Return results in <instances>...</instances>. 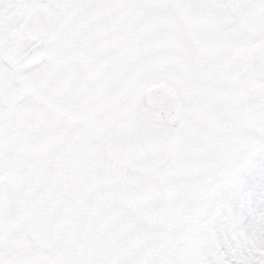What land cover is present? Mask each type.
I'll list each match as a JSON object with an SVG mask.
<instances>
[{
	"label": "snow or ice",
	"instance_id": "obj_1",
	"mask_svg": "<svg viewBox=\"0 0 264 264\" xmlns=\"http://www.w3.org/2000/svg\"><path fill=\"white\" fill-rule=\"evenodd\" d=\"M0 264H264V0H0Z\"/></svg>",
	"mask_w": 264,
	"mask_h": 264
}]
</instances>
